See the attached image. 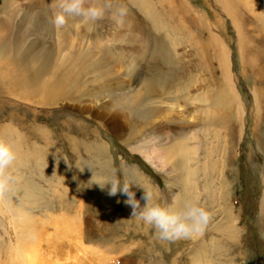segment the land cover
Segmentation results:
<instances>
[{
  "label": "rangeland",
  "instance_id": "1",
  "mask_svg": "<svg viewBox=\"0 0 264 264\" xmlns=\"http://www.w3.org/2000/svg\"><path fill=\"white\" fill-rule=\"evenodd\" d=\"M112 3L128 9L122 27L106 14L56 28L52 0H0V136L17 154L0 260L20 257L14 213L28 212L66 252L51 242L47 262L264 264V0ZM113 169L162 202L199 197L209 223L157 241L100 187Z\"/></svg>",
  "mask_w": 264,
  "mask_h": 264
},
{
  "label": "clouds",
  "instance_id": "2",
  "mask_svg": "<svg viewBox=\"0 0 264 264\" xmlns=\"http://www.w3.org/2000/svg\"><path fill=\"white\" fill-rule=\"evenodd\" d=\"M52 23L62 28L69 20L91 27L107 14L117 27L125 23L128 9L120 3L113 7L112 0H52ZM17 154L14 143L0 136V193L8 190L12 167ZM103 189L107 185V195L125 197L124 204L131 209L130 216L152 230L153 237L160 242H173L191 238L204 231L211 218L210 211L200 202L199 197L182 198L173 193L169 200L162 202L159 194L151 186L141 184L116 170L98 182ZM135 189H141L136 198ZM143 201V204H141ZM119 202V201H118Z\"/></svg>",
  "mask_w": 264,
  "mask_h": 264
},
{
  "label": "bare ground",
  "instance_id": "3",
  "mask_svg": "<svg viewBox=\"0 0 264 264\" xmlns=\"http://www.w3.org/2000/svg\"><path fill=\"white\" fill-rule=\"evenodd\" d=\"M1 50V49H0ZM2 51V50H1ZM146 85L145 86V89H146V94H150L152 96H154V94H156V96H160L159 94L161 93V91H163L164 89H159L158 87H156L152 82H148V84H144ZM229 89V88H227ZM231 91V90H230ZM225 92V91H224ZM223 92V94H225ZM227 92V91H226ZM143 95V94H142ZM228 98H230V94H225ZM141 96V95H140ZM147 95H145L146 97ZM143 97V98H145ZM150 98V97H149ZM33 99V98H32ZM147 100V98H146ZM175 105V108L176 107H179L178 104H174ZM170 129V128H169ZM171 133L173 132L172 129H170ZM170 133V134H171ZM174 133V132H173ZM168 135V133H167ZM177 138V137H176ZM176 138L174 137L173 138V141L175 142ZM196 139V136H193V140ZM174 144L172 145V147L170 148H166L165 151H157V155L155 153V156L154 158L156 160H158V162H161V165L162 166H165L166 164V159H169V158H173V149H174ZM223 153V151H222ZM178 161H175V163H177ZM25 199V198H24ZM23 199V200H24ZM27 200V199H26ZM25 205V204H24ZM14 206V205H13ZM10 207V206H9ZM19 207V206H18ZM9 209V208H8ZM7 209V210H8ZM18 209V208H17ZM17 210H15L14 212H16ZM21 211V210H20ZM17 213V214H16ZM14 213V215L16 217H18V220H19V226H20V232L22 234V240H21V243H22V246H19L18 249H24L21 251V254L19 255L20 257L16 258L14 261H8V260H3L1 261L0 260V264H65L64 263V260L62 262H58V260L55 258L53 259L52 261L50 262H47V259H46V255H47V252L50 248V243H54L55 246L54 248L56 249V251L58 253H61L62 255L66 254L65 250L60 248V247H57L56 246V242H57V234H56V231L57 230H54V227H53V230H50L49 231V234L47 235V238H46V235L44 234V231H43V217H39L37 219L35 218H30L28 216H26V214H23L22 212L18 214V212ZM25 213V212H24ZM29 214V213H28ZM27 214V215H28ZM15 218V217H14ZM14 220V219H13ZM16 220V219H15ZM17 221H15L16 223ZM53 226V225H52ZM10 227V226H9ZM49 228V227H48ZM57 229V228H55ZM62 229L64 230L65 229V226L62 227ZM65 231H67V229H65ZM18 234V233H17ZM18 237V236H17ZM21 237V235H20ZM19 238V237H18ZM20 239V238H19ZM21 245V244H20ZM12 247V245H11ZM16 247V246H15ZM12 250V249H11ZM10 250V252H11ZM19 250V251H20ZM12 253V252H11ZM14 253V252H13ZM10 254V253H9ZM15 254V253H14ZM11 255V254H10ZM15 256H18V254H16ZM8 257V256H7ZM10 257V256H9ZM73 261H75V258L73 256L70 257ZM66 260V259H65ZM67 264V263H66ZM72 264V263H70Z\"/></svg>",
  "mask_w": 264,
  "mask_h": 264
}]
</instances>
